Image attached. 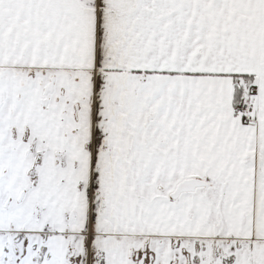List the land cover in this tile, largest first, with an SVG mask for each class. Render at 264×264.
I'll return each instance as SVG.
<instances>
[{
    "label": "snow or ice",
    "instance_id": "obj_1",
    "mask_svg": "<svg viewBox=\"0 0 264 264\" xmlns=\"http://www.w3.org/2000/svg\"><path fill=\"white\" fill-rule=\"evenodd\" d=\"M0 264H264V0H0Z\"/></svg>",
    "mask_w": 264,
    "mask_h": 264
}]
</instances>
